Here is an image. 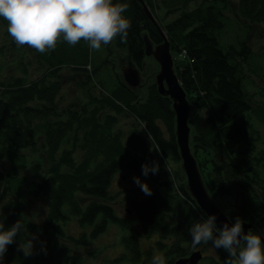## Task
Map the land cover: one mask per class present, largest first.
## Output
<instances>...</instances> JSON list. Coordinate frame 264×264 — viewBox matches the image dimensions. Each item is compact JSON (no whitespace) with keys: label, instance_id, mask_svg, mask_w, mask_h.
I'll use <instances>...</instances> for the list:
<instances>
[{"label":"trees","instance_id":"obj_1","mask_svg":"<svg viewBox=\"0 0 264 264\" xmlns=\"http://www.w3.org/2000/svg\"><path fill=\"white\" fill-rule=\"evenodd\" d=\"M232 1L143 0L153 10V24L143 3L114 0L129 5L127 39L116 37L92 52L84 41L71 46L61 40L44 54L18 47L0 18V218L5 229L18 220L24 225L0 264H88L86 256L94 252L81 249L88 250L113 225L122 233L124 251L108 264H151L159 254L175 264L194 252L203 255L199 264H225L229 254L211 242L192 247L189 229L207 215L182 170L172 101L155 84L144 96L117 70L119 50L143 70L145 35L155 46L167 39L177 60L192 107L191 150L209 194L232 223L239 217L264 240V89H253L249 80L257 61L251 29L264 30V0H237V18H229ZM226 20L247 31L240 49L221 44ZM63 72L76 77L78 96L72 102L64 97ZM122 116L134 121L129 131L118 128ZM166 158L171 166L182 162V168L172 166L171 175ZM145 163L160 165L158 173H149L154 191L125 197L124 217L112 181L121 171L146 177ZM38 200L44 208L30 217ZM32 236L38 247L26 257L18 248Z\"/></svg>","mask_w":264,"mask_h":264},{"label":"clouds","instance_id":"obj_2","mask_svg":"<svg viewBox=\"0 0 264 264\" xmlns=\"http://www.w3.org/2000/svg\"><path fill=\"white\" fill-rule=\"evenodd\" d=\"M129 5L114 0H0V18L7 21V32L18 47L28 46L41 54L54 51L58 41L75 46L84 41L90 52L98 51L102 45L111 43L116 37L126 40L131 21L124 13ZM172 175L169 159L165 161ZM160 165H142V173L159 172ZM134 182L145 195H152L147 183L139 177ZM216 215L196 222L189 229L192 247L209 244L215 249H224L228 254L225 264H264V242L262 236L243 231V221L237 217L231 226L225 223L220 229ZM24 225L18 220L10 228L0 218V262ZM35 236L22 241L18 250L30 256L34 249ZM151 264H166L162 255H154Z\"/></svg>","mask_w":264,"mask_h":264},{"label":"rangeland","instance_id":"obj_3","mask_svg":"<svg viewBox=\"0 0 264 264\" xmlns=\"http://www.w3.org/2000/svg\"><path fill=\"white\" fill-rule=\"evenodd\" d=\"M231 9L229 10L230 13H227V16L229 18L236 17L237 18V0H233L231 3ZM153 13V10L149 8ZM158 14L161 16V18H164V11L162 9H158ZM169 18L168 20H170ZM227 23V29L221 36V44L225 45L228 44L230 46H234L236 49H240L242 47L243 42L246 39V33L247 31L245 29H242L241 27H238L235 25L232 21L226 20ZM252 31V37H251V47L254 49L253 51L257 53L256 56V74H254L249 80H254L255 85L253 86V89H255V86L257 88L264 89V84L262 81H264V30H262L258 25H254L251 29ZM224 38V39H222ZM263 47V48H262ZM262 48V49H260ZM260 49V50H257ZM175 62H177L176 58L174 57ZM115 60H116V67L117 70L121 73L123 76V72L126 69L132 68L136 69L131 55L126 50H119L115 54ZM176 68V67H175ZM138 69V68H137ZM141 73V86L138 88L144 96H148V89L153 84L157 82V76L159 75L161 71V67L159 63L155 60L154 57H147L145 64L143 66V70H139ZM63 86H64V97L67 99V101L72 102L76 99L78 96V91L76 88V77L73 76L70 72H63ZM261 79H258V78ZM262 80V81H261ZM134 124V121L132 118L128 116H122L120 118V124L118 126L119 129H122L123 131H129L131 125ZM165 138H169V129L168 126L163 123L161 120L159 122ZM41 160L44 163H47L45 156H41ZM181 165L177 163H172V166L175 169H178L179 167L182 168V162H180ZM183 170V168H182ZM139 177L142 183H147L149 185V188L154 191V186L152 184L151 176L148 175L146 177H140L135 173H128L125 171H121L117 173L112 181V187L111 192L114 195L116 199V208L120 215L126 216L127 211L129 210L128 204L125 203L127 199L131 197H147L148 195H145L144 192L141 191V188L137 186V184L134 182V178ZM32 208L30 209L29 215L30 217H35L39 214H41L42 209L44 208V202L42 200H38L37 202L32 203ZM43 219V217H40ZM39 219V221H42ZM70 230L74 233V235L78 236L80 234V229L76 227V224H72ZM121 231L116 226H111L110 229L102 235L97 242L90 245L88 250L81 249V252L84 251L88 252H94L91 253L89 256H86L87 263L88 264H108L112 263L110 260L114 259L118 255H121V253L124 251L122 245H121ZM157 239V238H155ZM38 240V239H37ZM36 240V241H37ZM36 241L34 242V248L38 247V244H36ZM162 255V254H159ZM212 255V253L210 254Z\"/></svg>","mask_w":264,"mask_h":264},{"label":"water","instance_id":"obj_4","mask_svg":"<svg viewBox=\"0 0 264 264\" xmlns=\"http://www.w3.org/2000/svg\"><path fill=\"white\" fill-rule=\"evenodd\" d=\"M138 2L143 3V10L146 17L153 24H157L154 15L143 0H138ZM144 41L146 45V56L154 57L161 67V71L157 76V82L155 83L158 93L163 97L169 98L173 103V111L176 115L177 143L190 194L207 217L216 215L218 228L222 229L225 223L231 226L233 223L209 194L199 170L197 160L191 150L190 117L192 107L176 72L175 59L171 52L170 44L166 39L164 44L155 46L147 35L144 36ZM123 79L127 86L132 89H138L141 86V73L137 68L124 70ZM251 228V225L243 224L245 234ZM262 242H264L263 239ZM202 259L203 255L201 252H194L190 257L180 259L175 264H199Z\"/></svg>","mask_w":264,"mask_h":264}]
</instances>
